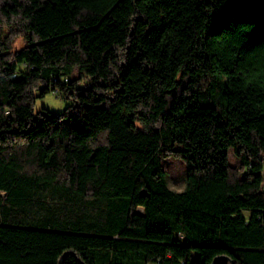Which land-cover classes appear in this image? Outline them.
<instances>
[{
	"label": "trees",
	"instance_id": "1",
	"mask_svg": "<svg viewBox=\"0 0 264 264\" xmlns=\"http://www.w3.org/2000/svg\"><path fill=\"white\" fill-rule=\"evenodd\" d=\"M66 254L264 264V0H0V264Z\"/></svg>",
	"mask_w": 264,
	"mask_h": 264
},
{
	"label": "rangeland",
	"instance_id": "2",
	"mask_svg": "<svg viewBox=\"0 0 264 264\" xmlns=\"http://www.w3.org/2000/svg\"><path fill=\"white\" fill-rule=\"evenodd\" d=\"M25 46V42L22 38L17 39L14 49L21 50ZM68 102L63 101L60 97L56 96L53 93H49L45 98H39L35 105L36 112L42 110H48L53 114H61L65 111ZM231 163L233 166L236 165L233 152L230 154ZM164 169L168 173V180L171 189L177 192H182L186 189V167L184 163L180 160H166L164 162Z\"/></svg>",
	"mask_w": 264,
	"mask_h": 264
},
{
	"label": "water",
	"instance_id": "3",
	"mask_svg": "<svg viewBox=\"0 0 264 264\" xmlns=\"http://www.w3.org/2000/svg\"><path fill=\"white\" fill-rule=\"evenodd\" d=\"M67 255H68V254H66V255L61 259V264H63L64 259H65V257H66Z\"/></svg>",
	"mask_w": 264,
	"mask_h": 264
}]
</instances>
